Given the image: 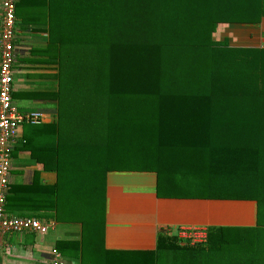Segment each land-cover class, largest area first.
<instances>
[{
    "label": "trees",
    "instance_id": "1",
    "mask_svg": "<svg viewBox=\"0 0 264 264\" xmlns=\"http://www.w3.org/2000/svg\"><path fill=\"white\" fill-rule=\"evenodd\" d=\"M263 1L74 0L71 33L66 22L53 20L51 41L61 48L57 156L61 168L69 162L70 179L60 195L65 192L80 213L75 217L83 225V250L99 247L105 197L96 180L100 171L191 173L214 191L225 189L229 199L264 202V157L257 155L249 179L238 151L222 137L245 126L240 115L248 105H259H244L243 95H264V51L249 55L212 37L218 25L258 24ZM59 3L66 15L67 0ZM191 95L202 100L190 104ZM171 125L194 127L199 135L173 142ZM261 127L252 119L251 129ZM185 249L161 245L157 251ZM186 250L208 260L230 256L224 259L229 264H264L260 234L248 230L211 231L205 247Z\"/></svg>",
    "mask_w": 264,
    "mask_h": 264
},
{
    "label": "crops",
    "instance_id": "2",
    "mask_svg": "<svg viewBox=\"0 0 264 264\" xmlns=\"http://www.w3.org/2000/svg\"><path fill=\"white\" fill-rule=\"evenodd\" d=\"M61 5L59 0H18L16 5L12 99L19 111H39L45 116L41 124H25L18 130L5 211L11 216L38 219L47 228L44 232L0 234V264H51L55 256L64 264H229L224 259L230 256H211L208 260L205 253L186 250L199 246L190 240L195 233H203L206 244L207 234L218 229L258 233L264 245V202L229 199L225 189L216 186L215 195H185L177 190L188 186L181 174L128 168L99 172L96 180L105 187L99 247L96 252H90L89 246L83 250V225L81 218L75 217L80 213L69 205L65 192L60 195L70 179L66 172L69 162L61 168L57 156L61 48L51 41V23L66 22V34L71 33L74 18L69 7L74 0H67L66 15L61 16ZM56 29L61 32L62 25ZM54 36L58 34L54 32ZM212 37L228 41L230 48L248 49L244 51L249 55L261 53L264 17L258 24L218 25ZM243 98L244 105L245 100L247 104L258 101L259 105L254 109L248 105L240 115L245 126L240 128L239 124L238 129L222 137L228 138L229 147L238 151L237 160L250 179L258 165L257 155L264 157V95L247 94ZM198 100H202L200 95H191L187 102ZM252 119L263 127L251 129ZM189 128L171 125V141L184 143L190 132L199 135L194 127ZM216 134L215 143L219 145L220 133ZM192 182L199 189L213 188L200 182L194 184V179ZM161 245L186 249L157 251Z\"/></svg>",
    "mask_w": 264,
    "mask_h": 264
},
{
    "label": "built area",
    "instance_id": "3",
    "mask_svg": "<svg viewBox=\"0 0 264 264\" xmlns=\"http://www.w3.org/2000/svg\"><path fill=\"white\" fill-rule=\"evenodd\" d=\"M18 0H0V234L44 232L45 223L34 218L7 215L6 196L10 184L12 150L21 126L38 125L45 114L39 111L23 113L12 99L15 49H16V5ZM194 245L205 244L206 236L195 233L191 236ZM51 264H64L57 256Z\"/></svg>",
    "mask_w": 264,
    "mask_h": 264
},
{
    "label": "rangeland",
    "instance_id": "4",
    "mask_svg": "<svg viewBox=\"0 0 264 264\" xmlns=\"http://www.w3.org/2000/svg\"><path fill=\"white\" fill-rule=\"evenodd\" d=\"M130 165H134L133 163H130ZM178 177V175L175 176V178ZM183 177H186L188 178V181H190L187 185L188 186H185V187H182V189H177L179 191H181V193L185 194V195H215V192L214 190H205V189H199L197 188L196 186L193 185V182H191V180H195L196 182H194V184H199V179L200 177H196V178H193V175L191 173H188L186 175L183 174ZM193 178V179H192ZM201 185L204 186V184L201 183ZM252 237V235H250V238ZM248 242V240H247ZM201 246V245H200ZM206 246V244L204 245Z\"/></svg>",
    "mask_w": 264,
    "mask_h": 264
}]
</instances>
